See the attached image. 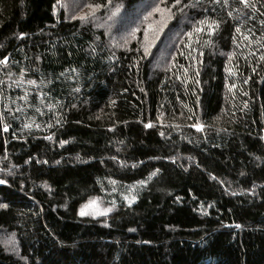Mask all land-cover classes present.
<instances>
[{
  "label": "trees",
  "instance_id": "trees-1",
  "mask_svg": "<svg viewBox=\"0 0 264 264\" xmlns=\"http://www.w3.org/2000/svg\"><path fill=\"white\" fill-rule=\"evenodd\" d=\"M155 1L0 0V264H264V0Z\"/></svg>",
  "mask_w": 264,
  "mask_h": 264
},
{
  "label": "rangeland",
  "instance_id": "rangeland-1",
  "mask_svg": "<svg viewBox=\"0 0 264 264\" xmlns=\"http://www.w3.org/2000/svg\"><path fill=\"white\" fill-rule=\"evenodd\" d=\"M75 1H78L76 5L73 4ZM117 1H108L105 4L106 6L96 9L94 15H90V17L102 20L105 18L103 17L105 15L107 20L112 23L115 32L124 34L122 41H127L136 36L138 32H142L145 35L146 42L151 43L150 24L152 21H156L164 16L160 14V11L154 10L158 3L153 0L143 5L131 7V5L122 3L113 4ZM87 5H89V1L87 0H59V6H62L66 10V13L71 14V16L87 15L92 12L93 9L87 7ZM146 17L147 19H145Z\"/></svg>",
  "mask_w": 264,
  "mask_h": 264
},
{
  "label": "snow or ice",
  "instance_id": "snow-or-ice-1",
  "mask_svg": "<svg viewBox=\"0 0 264 264\" xmlns=\"http://www.w3.org/2000/svg\"><path fill=\"white\" fill-rule=\"evenodd\" d=\"M177 3H179V0H177ZM240 3L244 4L245 7H248V6H249V5H248V0H240ZM105 6H106V5H105ZM87 7L93 9V11L90 12V13H88L87 15H81L79 18H80L82 21L85 20V19H87L88 16H90V15H94L95 10L98 9V8H100L101 5H87ZM252 7H254V5H252ZM154 10H156V11H161L162 13H168L169 18H170L171 12H170L169 9H167V8H165V9H161V8L159 7V5H157L156 9H154ZM145 19H147V17H146ZM205 22H206V21H201L200 23H205ZM213 23H215V22H213ZM195 30H196V31H200L199 28H197V29H195ZM237 30H239V29H237ZM21 35H23V34H21ZM186 35L191 36V33H187ZM230 55H231V54H230ZM7 60H8V58L5 57L3 62L6 63ZM27 83H29V84H34L35 81L28 80ZM22 99H27V96L22 97ZM37 111H39V109H37ZM29 126H30V125H27V124L25 125V127H29ZM5 130H7V127H6V126H5ZM62 143H63V141H62ZM152 175H155V173H151L150 176H149V179L151 178ZM3 183H5V181L0 180V184H3ZM140 183L142 184V183H144V181H140ZM125 199L128 200L129 203H131L132 200L135 199V197L133 196L131 199H128V197H125ZM95 205H96V201H95V200L90 201L88 205H85V206H83V207L81 208L79 214H80V215H85V214H86V213H85V208H88V207H91V206H95ZM0 207H4V205H0ZM108 211H110V209H104V210H103V213H99V214H106Z\"/></svg>",
  "mask_w": 264,
  "mask_h": 264
}]
</instances>
